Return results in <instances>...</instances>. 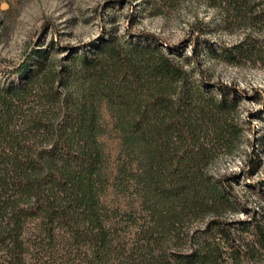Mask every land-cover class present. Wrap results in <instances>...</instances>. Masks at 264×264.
Masks as SVG:
<instances>
[{
	"label": "trees",
	"instance_id": "1",
	"mask_svg": "<svg viewBox=\"0 0 264 264\" xmlns=\"http://www.w3.org/2000/svg\"><path fill=\"white\" fill-rule=\"evenodd\" d=\"M200 1L235 43L211 41L214 25L193 16L189 55L129 27L0 59V264H264V180H244L249 205L210 168L237 147L248 96L205 68L264 70V0ZM103 103L141 203L127 241L102 203Z\"/></svg>",
	"mask_w": 264,
	"mask_h": 264
},
{
	"label": "rangeland",
	"instance_id": "2",
	"mask_svg": "<svg viewBox=\"0 0 264 264\" xmlns=\"http://www.w3.org/2000/svg\"><path fill=\"white\" fill-rule=\"evenodd\" d=\"M157 12L162 13L156 15ZM193 16L214 25L209 38L216 44L228 45L238 40L236 34L216 26V12L200 0H178L172 8L167 6V0H0V59L16 62L31 45L47 48L52 40L61 47L75 48L97 40L104 30L116 28L122 33L129 27L134 32L154 34L189 55ZM107 18L113 20L107 22ZM205 68L215 82L235 86L248 96L242 98L238 108L242 135L237 147L232 153L219 156L210 168L215 175L228 178L245 202L255 205L257 199L248 192L244 180L247 176L251 183L264 180V70L221 62H206ZM100 112L104 129L100 142L107 159L102 203L109 225L127 241L131 237L127 218L141 214V203L134 187L126 189L121 182V141L105 103Z\"/></svg>",
	"mask_w": 264,
	"mask_h": 264
}]
</instances>
